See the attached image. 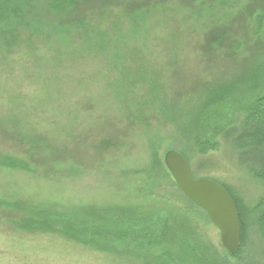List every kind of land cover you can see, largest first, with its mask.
<instances>
[{
  "label": "rangeland",
  "instance_id": "374dc122",
  "mask_svg": "<svg viewBox=\"0 0 264 264\" xmlns=\"http://www.w3.org/2000/svg\"><path fill=\"white\" fill-rule=\"evenodd\" d=\"M84 1L80 8L88 10L103 0ZM105 1L110 3V20L118 19L128 26L133 1ZM139 6L146 12L135 18L139 25L129 47L145 58L148 67H153L155 79L160 81L159 96L164 94L166 103L179 94L182 97L206 88L212 89L214 95L223 96L225 84L240 72L246 58L262 53L264 20L258 22L256 18L264 13V0H150ZM112 27L115 32V25ZM120 56L129 65L125 50ZM18 79L6 83L0 75V138L5 125L2 116L21 99L14 98L12 87L22 81ZM23 80L24 88L30 89L31 83ZM113 81L110 74V99L104 97L102 106L98 102L93 104L97 113L92 114V120L110 121V140L121 138L123 143H110V155L106 156L104 165L95 166L89 159L79 165L80 170L65 171L70 163L54 166L46 159L33 172L0 167V264H184L171 258L175 251L179 257L187 255L185 251L177 252V246L181 245L191 246L199 254L200 261L192 264L263 263L264 181L250 177L240 156L230 154L225 147L212 151V144H205L206 151L200 155L198 151L187 150L179 129L176 126L172 129L170 124H162V119L155 117L159 114L156 101V105L149 102L145 109L139 103L134 112L126 105L132 90L120 81ZM50 104L49 100L39 101L40 114H34L35 117L52 115L47 109ZM55 111L58 113V109ZM132 117L137 120L135 123H131ZM89 120L80 116L77 124L86 121L84 125H88ZM167 149L183 151L194 177H209L232 195L243 227L236 254L230 255L222 247L219 231L211 222L209 226L203 224L197 216L187 211L182 213L183 210L166 199L163 183L154 186V194L146 192L150 175L155 173L154 165L163 161ZM204 157L209 163L197 169ZM46 170L63 174L52 179L46 177ZM151 205L161 218L168 220L165 235L171 239L168 243L162 239L147 245H125L110 229L106 237L93 232V220L79 223L80 217L95 220V212L106 208H110L113 220L121 216L131 225L141 218L143 223L148 213L146 208ZM134 210L136 217L132 219L129 214ZM34 224L41 229H35ZM135 234L129 230L128 236L138 241Z\"/></svg>",
  "mask_w": 264,
  "mask_h": 264
},
{
  "label": "trees",
  "instance_id": "16d2710c",
  "mask_svg": "<svg viewBox=\"0 0 264 264\" xmlns=\"http://www.w3.org/2000/svg\"><path fill=\"white\" fill-rule=\"evenodd\" d=\"M132 1L134 8L129 13L128 26H123L118 19L110 20V3L105 0L88 10L80 8L84 0H0L1 81L9 83L22 79L18 86H12L14 98L21 99L2 116L5 125L1 129L0 167H17L33 172L36 168L39 170L36 166L44 164L46 159L51 160L50 164L54 166L70 163L65 171L80 170L79 165L89 159L95 166L104 165L106 156L110 155V143L118 141L123 144L121 138L114 142L110 140V121L92 120V114L97 113L94 112L97 111L93 108L94 102L102 106L105 100L110 99L111 74L114 83L120 81L132 90L130 98L126 99L127 108L135 112L139 103L145 109L149 102L155 104L156 101L162 118L158 117L159 114L155 117L162 119V124L179 129L187 150L198 151L200 155L206 151L205 144H212V147L208 145L212 151L225 147L230 154L240 156V162L246 165L250 177L264 181V42L261 44L262 53L254 57L249 55L246 63L241 64L240 72L230 77L223 96L214 95L212 89L206 88L202 92L182 94V97L179 94L178 98L166 103L164 94L159 96L160 81L155 79L153 67H148L144 63L145 58L129 47L139 25L135 18L137 14L146 12L139 5H146L150 0ZM256 20L262 22L264 13L259 14ZM112 25H115V32ZM216 37L217 40L219 36ZM123 50L129 65L121 60ZM83 73L86 74L84 79ZM23 79L31 83L30 89L24 88ZM98 82L102 86H98ZM43 100L51 102L47 109L52 111V115L35 117L34 114H40L38 104ZM80 116L90 118L89 124L84 125L86 121L77 124ZM131 119V123L137 121L134 117ZM99 159L101 162L96 164ZM201 159L197 169L209 163L207 157ZM154 168L155 173L150 175L146 192L153 193L154 186L163 183L166 199L175 203L183 210L182 213L187 211L209 226L205 212L191 202L171 178L168 181L170 175L163 161H157ZM61 174L62 171L53 173L46 170V177L52 179L61 177ZM146 209L148 213L143 223L138 218V221L127 225L121 216L113 220L110 208L95 212V220L89 216L80 217L79 223L87 224L84 220H93V232L106 237V231L110 229L125 245H147L162 239L165 243L170 242L171 239L165 237L168 220L161 218L152 205ZM129 215L135 219V210ZM238 218L241 239L243 227L239 214ZM123 223L126 225L121 226ZM40 227L34 224L35 229ZM129 230L136 233L134 237L138 241L129 238ZM177 248V252L185 251L187 255L179 257L175 251L171 257L173 260L184 264L200 261L199 254L191 246Z\"/></svg>",
  "mask_w": 264,
  "mask_h": 264
},
{
  "label": "water",
  "instance_id": "95a60500",
  "mask_svg": "<svg viewBox=\"0 0 264 264\" xmlns=\"http://www.w3.org/2000/svg\"><path fill=\"white\" fill-rule=\"evenodd\" d=\"M162 160L177 188L201 208L218 229L222 247L229 254H235L240 240V222L229 192L209 177H194L186 156L175 149L165 150Z\"/></svg>",
  "mask_w": 264,
  "mask_h": 264
}]
</instances>
